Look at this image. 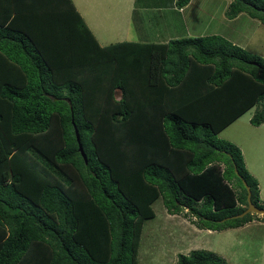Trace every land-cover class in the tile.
Here are the masks:
<instances>
[{
    "label": "trees",
    "instance_id": "1",
    "mask_svg": "<svg viewBox=\"0 0 264 264\" xmlns=\"http://www.w3.org/2000/svg\"><path fill=\"white\" fill-rule=\"evenodd\" d=\"M240 13L264 24V0H231ZM252 108L259 126L264 58L223 36L101 45L72 0H0V264H140L159 197L200 229L259 220L233 217L242 180L264 201L217 136ZM175 264L226 262L192 249Z\"/></svg>",
    "mask_w": 264,
    "mask_h": 264
},
{
    "label": "rangeland",
    "instance_id": "2",
    "mask_svg": "<svg viewBox=\"0 0 264 264\" xmlns=\"http://www.w3.org/2000/svg\"><path fill=\"white\" fill-rule=\"evenodd\" d=\"M72 1L101 45L123 40L159 42L200 36V33L212 32L223 17H227V8L225 15L221 16L219 9L208 15L206 10L209 5H201L196 0L185 12H180L174 2L167 0V3L157 5L156 9L151 8L156 5H147L148 8L142 5L140 9H135V14L127 8L128 0ZM247 16L243 13L233 21V25L247 28ZM253 28L255 32L247 49L264 58V24ZM252 112L253 109L241 115L217 136L243 147L246 167L258 180L260 198L264 201V124L257 127L249 123L246 119ZM153 208L155 217L146 220L143 226L138 251L140 264H175L179 253L186 254L192 249L212 251L226 264H264L263 213H256L259 220L218 231L198 229L192 223L196 221L195 217L190 216L186 208H182L177 216L170 217L161 197L153 203Z\"/></svg>",
    "mask_w": 264,
    "mask_h": 264
},
{
    "label": "crops",
    "instance_id": "3",
    "mask_svg": "<svg viewBox=\"0 0 264 264\" xmlns=\"http://www.w3.org/2000/svg\"><path fill=\"white\" fill-rule=\"evenodd\" d=\"M198 1L201 3V5H209L207 10H206V12H207L206 14H208V15L211 14V13L213 14L214 12H216L219 9V10H221L220 11V15L221 16L225 15V10H226V8L228 7V5L231 2V0H196V2H198ZM161 2L162 3H165V2L167 3V0H155L154 2H152L151 0H128L127 8H129V10L132 11V13L134 12L133 14H135V12H136L135 9H140L139 7L142 6V5H143V8H148L147 5H156L155 7L151 6L152 9H156V8H158L157 5H161L162 4ZM169 2H174L175 3V0H169ZM194 2H195V0H190L188 2V4H186L185 7L178 8L179 11L180 12H185V10H187V8L189 9V6L193 5ZM213 2H215V6L214 7L212 6ZM218 6H219V8H218ZM198 11H200V9ZM242 14L243 13H240L239 15H237L234 18H227L226 16L223 17L222 21L219 23L220 26L219 25L215 26L216 28L214 27L212 32L209 31V32H206L205 34H201L200 33V36L203 37V36L212 35V34L220 35V36H223L224 38H226L227 40H229L230 42H232L233 44H236V45H238L240 47H243L244 49L248 50L247 48H248V45H249V41L252 38V33L255 32V30H253L254 29L253 27L254 26H260L261 23L257 19L251 18L248 15L246 17L248 19V23L245 24L247 26V28L244 27V26L243 27L240 26V28L234 26L233 25V21L237 20V18L239 16H241ZM249 25H251V26H249ZM89 27H91V26H89ZM187 37H199V36H187ZM151 42H155V41H151ZM159 42H167V41L161 40ZM252 109H253V112H254V108H252ZM250 110L251 109H249L247 112H249ZM247 112H245L244 114H246ZM253 112H252V114H253ZM244 114H242V115H244ZM252 114H250V116L246 120H250ZM262 124H264V122ZM261 125H259L257 127H260ZM240 148H241V151H242V154H243V157H244V161H245V155L243 153L244 152L243 147L240 146ZM259 190L261 192L260 186H259ZM168 215L170 217L177 216V214H171L169 212H168ZM198 229H200V228H198ZM206 230H208V229H206Z\"/></svg>",
    "mask_w": 264,
    "mask_h": 264
},
{
    "label": "water",
    "instance_id": "4",
    "mask_svg": "<svg viewBox=\"0 0 264 264\" xmlns=\"http://www.w3.org/2000/svg\"><path fill=\"white\" fill-rule=\"evenodd\" d=\"M75 131H76V138H77L78 145H79V150H80V152L84 158V161L86 163L87 162L86 154H85L83 147L80 143L78 132H77V130H75ZM234 170L237 173V169L234 168ZM242 181H243V184L245 185V187L247 189V207L245 208V210L243 212H241L240 214L234 215L233 217H242L247 213H263L264 214V208H259L252 202L250 188L247 185V183L245 182V180H242ZM227 218H229V217H227Z\"/></svg>",
    "mask_w": 264,
    "mask_h": 264
}]
</instances>
